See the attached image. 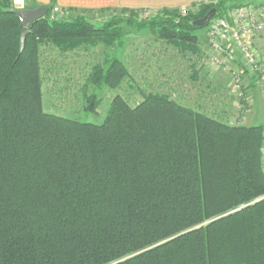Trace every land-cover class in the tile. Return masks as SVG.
Wrapping results in <instances>:
<instances>
[{
  "label": "trees",
  "instance_id": "obj_1",
  "mask_svg": "<svg viewBox=\"0 0 264 264\" xmlns=\"http://www.w3.org/2000/svg\"><path fill=\"white\" fill-rule=\"evenodd\" d=\"M245 2L102 27L83 15L54 20L49 6L19 54L23 21L0 0V264H264L262 125L225 124L156 94L135 106L115 95L99 124L47 113L42 101L41 43L120 44L124 22L195 53L204 26L193 22ZM128 74L111 57L88 82L116 89ZM97 103L85 94L86 111Z\"/></svg>",
  "mask_w": 264,
  "mask_h": 264
},
{
  "label": "rangeland",
  "instance_id": "obj_2",
  "mask_svg": "<svg viewBox=\"0 0 264 264\" xmlns=\"http://www.w3.org/2000/svg\"><path fill=\"white\" fill-rule=\"evenodd\" d=\"M249 4L260 6L264 0H246L242 6ZM236 8L229 10L225 16L233 17ZM155 13L147 11L132 16L113 9H68L60 10L54 20H70L83 15L96 27H102L115 18L142 21ZM122 26L125 35L120 44L105 45L99 42L69 51H62L50 41L40 44L45 112L99 124L108 115L115 95H122L130 105L135 106L145 96L156 94L168 96L184 107L203 112L229 125H242L247 115L253 118L255 90L257 86L264 87V61L261 63L263 67L256 69L248 65L240 52H234L233 58L227 59L213 45L209 23L194 33L198 39L195 53L178 51L158 33L138 30L136 25H126L124 22ZM255 35L251 42L263 60L260 47L253 40ZM261 36L264 37V34L261 33ZM111 57L120 59L128 69L129 74L122 84L116 89L106 86L99 89L90 84L88 76L92 68L99 64L106 65ZM92 93L97 95V109L88 112L84 109L85 94Z\"/></svg>",
  "mask_w": 264,
  "mask_h": 264
},
{
  "label": "built area",
  "instance_id": "obj_3",
  "mask_svg": "<svg viewBox=\"0 0 264 264\" xmlns=\"http://www.w3.org/2000/svg\"><path fill=\"white\" fill-rule=\"evenodd\" d=\"M60 10L57 5L53 6L50 18L55 19ZM21 20L23 21L22 18ZM209 24L213 45L220 53L225 54L227 59H232L234 52H240L251 68L263 67L261 64L263 60L255 52L251 38L255 34H264V4L238 7L235 9L233 17L213 18Z\"/></svg>",
  "mask_w": 264,
  "mask_h": 264
},
{
  "label": "crops",
  "instance_id": "obj_4",
  "mask_svg": "<svg viewBox=\"0 0 264 264\" xmlns=\"http://www.w3.org/2000/svg\"><path fill=\"white\" fill-rule=\"evenodd\" d=\"M202 1L211 0H12L13 6L17 8H36L39 6H55L61 10H99L105 8L112 9H135L159 12L161 10H188L195 4ZM254 43L260 47L261 56L264 61V37L259 34L253 38ZM254 113L245 116L242 125H262L264 127V87L257 86ZM249 117V118H248ZM251 118V119H250ZM252 122V123H251ZM262 163L264 165V145L262 148Z\"/></svg>",
  "mask_w": 264,
  "mask_h": 264
},
{
  "label": "water",
  "instance_id": "obj_5",
  "mask_svg": "<svg viewBox=\"0 0 264 264\" xmlns=\"http://www.w3.org/2000/svg\"><path fill=\"white\" fill-rule=\"evenodd\" d=\"M12 12L23 19V27L21 31L20 51H19V54H21L25 47L26 36L29 31V28L37 20L46 17V15L49 12V7L43 5L36 8L14 9L12 10ZM216 12H217L216 8H212L204 17L195 20L193 22V26L199 27V26L207 25L213 19Z\"/></svg>",
  "mask_w": 264,
  "mask_h": 264
}]
</instances>
